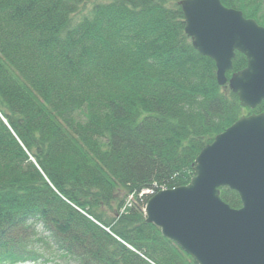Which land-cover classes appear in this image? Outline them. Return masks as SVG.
<instances>
[{
    "label": "trees",
    "instance_id": "trees-1",
    "mask_svg": "<svg viewBox=\"0 0 264 264\" xmlns=\"http://www.w3.org/2000/svg\"><path fill=\"white\" fill-rule=\"evenodd\" d=\"M179 2L0 0V264H198L147 221L145 190L189 183L264 101L219 83ZM222 2L264 26V0Z\"/></svg>",
    "mask_w": 264,
    "mask_h": 264
},
{
    "label": "water",
    "instance_id": "water-1",
    "mask_svg": "<svg viewBox=\"0 0 264 264\" xmlns=\"http://www.w3.org/2000/svg\"><path fill=\"white\" fill-rule=\"evenodd\" d=\"M194 47L213 58L220 84L229 82L243 107L264 101V26L222 0H180ZM237 51L247 65L233 72ZM184 185L158 191L145 206L147 221L198 264H264V112L242 115L205 145ZM236 190L242 206L221 196Z\"/></svg>",
    "mask_w": 264,
    "mask_h": 264
},
{
    "label": "rangeland",
    "instance_id": "rangeland-1",
    "mask_svg": "<svg viewBox=\"0 0 264 264\" xmlns=\"http://www.w3.org/2000/svg\"><path fill=\"white\" fill-rule=\"evenodd\" d=\"M251 112H245V114H249ZM24 264H62V261L60 260V258H56L54 260H50L48 262H44V261H41V262H27V263H24Z\"/></svg>",
    "mask_w": 264,
    "mask_h": 264
},
{
    "label": "built area",
    "instance_id": "built-area-1",
    "mask_svg": "<svg viewBox=\"0 0 264 264\" xmlns=\"http://www.w3.org/2000/svg\"><path fill=\"white\" fill-rule=\"evenodd\" d=\"M146 191H148V192H154V190H151V189H148V190H146Z\"/></svg>",
    "mask_w": 264,
    "mask_h": 264
}]
</instances>
